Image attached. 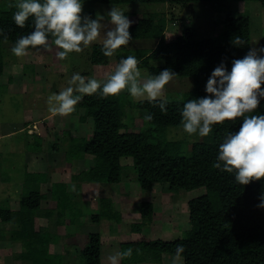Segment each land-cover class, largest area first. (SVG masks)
Masks as SVG:
<instances>
[{
	"label": "trees",
	"instance_id": "16d2710c",
	"mask_svg": "<svg viewBox=\"0 0 264 264\" xmlns=\"http://www.w3.org/2000/svg\"><path fill=\"white\" fill-rule=\"evenodd\" d=\"M196 1L236 0H82V4L157 2L176 8ZM256 1L264 5V0ZM15 11L14 8L0 11V29L4 30L12 46L19 37L33 31L31 18L24 28L15 24ZM86 15L96 17L91 13ZM221 22L222 30L216 35L199 37L201 32L198 26L192 24L184 26L173 39L166 36V14L151 13L131 24L129 31L132 38H152L155 39V45L134 51L122 46L117 51L116 59L119 61L129 55L134 56L139 61L138 67L145 69L148 74L156 75L164 69H171L176 76L192 77L193 86L179 98H168L166 114L161 112L158 104H151L147 100H131L126 91L107 98L99 93L84 96L72 114L78 115L83 108L84 113L79 114L80 120L92 116V134L89 138L80 137L84 139L82 143H78L79 137L71 136L72 144L64 151L66 159L63 162L71 166L77 150L92 155V162L90 159L91 163L85 166L87 168L83 167L71 175V180L76 182H52L49 194L41 188V184L48 180L46 171L24 170L19 180V184L22 180L20 207L13 212L8 207L0 206V220L10 221L14 214L16 216V226L11 229L10 236L15 241H21V260L27 264H66L61 253L51 250V243L58 239V234L39 224L36 213L51 217L56 210L60 224L64 223L62 217L65 215L67 221L74 222L81 215L79 210H75V204L79 205L80 202L81 182H120L121 158L131 156L137 181L143 190H151L156 184L166 183L170 190H193L203 186L205 192L188 201L190 226L184 236L122 242V251L133 249V255L123 259L124 262L138 263L145 259L161 262L167 253L175 255L177 245H183L185 251L181 256L184 264H264V208L257 207L261 203L260 197L264 195V179L241 185L236 182L234 173L222 172L213 167L219 144L228 132L239 131L242 119L214 125L213 132L208 137L195 140L190 149L186 139L170 140L165 135L168 127L182 125L180 113L184 103L189 99L210 95L205 89L215 67L224 62L230 71L232 61L243 58L251 48V19L248 15H234L227 11ZM236 36L245 41L243 46L231 42ZM3 42L0 36V75L5 64ZM262 46L264 36L261 39ZM101 47V44L92 46L90 59L94 64H107L109 61L110 57L103 55ZM104 81L105 78L101 80L102 83ZM126 101L133 108H138L136 121L138 124L143 123L141 129L131 130L125 121ZM147 114H152L151 121L145 120ZM254 114H264V99ZM38 137L39 141L35 142L37 146L42 141V137ZM53 149L59 151L55 147ZM73 185L77 187L75 190ZM49 195L51 204L41 210L42 201ZM94 201L92 207L98 211L91 215L92 220L100 221L107 217L116 222L121 221L122 214L114 206L112 198L99 195ZM141 213L147 221H151L152 202L143 201ZM147 221L133 222L131 229L141 232ZM102 245L101 233L90 231L89 239L78 251L84 259L81 264H102Z\"/></svg>",
	"mask_w": 264,
	"mask_h": 264
},
{
	"label": "rangeland",
	"instance_id": "374dc122",
	"mask_svg": "<svg viewBox=\"0 0 264 264\" xmlns=\"http://www.w3.org/2000/svg\"><path fill=\"white\" fill-rule=\"evenodd\" d=\"M10 2V0H0V11L8 8L7 4ZM112 7L123 9L133 22L155 12L159 15L166 14L168 39L175 38L184 26L192 24L198 26L201 32L199 37L216 35L222 30L221 19L227 11L234 15L250 17L251 48L261 47V39L264 36V5L256 0L196 1L176 8L157 2L119 4L97 2L93 6L83 4L82 15L91 13L97 16L99 14L104 16L103 22L107 23L109 19L107 12ZM94 44L80 53L73 52L67 59L61 60L57 56L61 49L54 44L51 50L46 51L42 47L30 48L28 55L17 57L11 52L13 47L11 43L3 42L5 64L0 75L1 208L8 207L14 212L20 207L22 184H19V179L23 176L24 170L46 171L48 180L41 184V188L49 194L52 182L64 181L72 184L76 180H71V175L77 173L76 171L79 172L83 167L87 168L85 166L89 165L90 159L92 162L93 156L81 150H77V155L73 156L71 166L63 162L66 159L64 151L66 152L70 143L72 144L71 136L79 138L91 136L94 122L92 116L86 117L84 121L80 120L79 114L84 113L83 108L78 115L53 116L48 110L47 98L67 87L68 81L75 73L82 75L86 81L88 79L101 81L114 70L119 62L116 55L110 57L107 64L92 63L90 54ZM154 45L155 39L152 38H132L125 47L134 51L138 48L149 49ZM141 71L147 72L145 69ZM192 86V77L176 76L165 86V96L179 98ZM129 98L134 100L130 96ZM125 106L127 113L124 119L129 128L141 129L143 123L138 124L136 121L139 116L138 108H133L127 101ZM165 135L170 140L186 139L189 149L195 140L202 139L198 135L189 136L183 131L182 125L168 127ZM38 136L42 137V141L37 146ZM78 141L82 143L84 139L80 138ZM54 147L59 151L55 152ZM82 154L84 155L81 156ZM121 163L122 180L118 183L81 182L78 196L80 202L79 205L75 204V210H79L81 215L77 216L74 222L67 221L65 215L62 217L64 223L60 224L56 210L51 217L36 213L39 224L58 234V239L51 243V250L61 253L64 263L81 264L83 262L84 259L78 251L80 246L89 239L90 231L101 233L102 264H110L108 258L122 252V242L139 239H171L186 234L190 226L188 201L204 193L205 187L193 190H170L168 184L159 183L151 190H143L137 181L133 158L123 157ZM76 188L73 187L74 190ZM99 195L112 198L114 206L122 214L120 222L107 217H103L100 221L92 220L91 215L98 211L92 206L95 204L94 199ZM143 201L152 202L151 221H147L141 213ZM50 202L49 195L42 201L41 210L47 208ZM143 219L147 221L144 229L141 232L133 231L131 224ZM16 221L15 214L10 221L0 220V228H3L0 230V264H27L19 258L22 250L21 241H15L10 236ZM173 256L167 253L161 262L145 259L142 262L132 263L121 259L119 264H171ZM180 264H184L182 256Z\"/></svg>",
	"mask_w": 264,
	"mask_h": 264
},
{
	"label": "clouds",
	"instance_id": "9594fccd",
	"mask_svg": "<svg viewBox=\"0 0 264 264\" xmlns=\"http://www.w3.org/2000/svg\"><path fill=\"white\" fill-rule=\"evenodd\" d=\"M7 7L16 9L13 20L18 27L24 28L29 18L33 21V31L19 37L11 48L17 57L28 55L30 48L51 50L54 44L61 49L58 58L65 60L69 54L80 53L96 42L101 43L105 57H113L132 41L129 29L133 21L117 7L107 12V23L99 14L95 19L82 15V0H12ZM0 36L7 43L8 36L3 29ZM231 42L236 46L245 44L239 36ZM261 54H264V46L250 48L243 58L232 61L230 71L221 62L207 81L205 91L210 95L189 99L180 113L183 131L201 138L208 137L214 125L242 119L239 131L224 136L213 164L222 172L234 173L236 182L241 185L264 179V114H254L264 99V55ZM138 64V59L131 55L120 59L103 83L97 79L86 81L79 73L73 74L67 87L48 96L49 112L53 116H67L76 110L85 95L99 93L107 98L126 91L137 102L147 100L158 104L166 114L169 100L165 86L177 74L171 69L156 75L142 73ZM152 119V114L145 116L146 121ZM260 199L257 207L264 208V195ZM184 251L183 245H177L171 264H180ZM132 255L133 249L128 248L108 259L110 264H119V260Z\"/></svg>",
	"mask_w": 264,
	"mask_h": 264
},
{
	"label": "crops",
	"instance_id": "0c3cea01",
	"mask_svg": "<svg viewBox=\"0 0 264 264\" xmlns=\"http://www.w3.org/2000/svg\"><path fill=\"white\" fill-rule=\"evenodd\" d=\"M105 78H106V77H105ZM30 134H32V133H30ZM28 171H31V170H28ZM19 180H20V179H19ZM21 184H22V180L20 181V185H21ZM1 229H3V228H0V230H1Z\"/></svg>",
	"mask_w": 264,
	"mask_h": 264
}]
</instances>
